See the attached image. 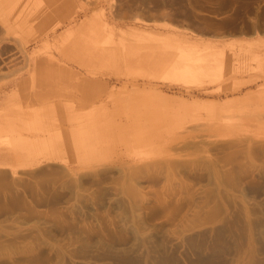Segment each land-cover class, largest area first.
Wrapping results in <instances>:
<instances>
[{
	"label": "rangeland",
	"instance_id": "1",
	"mask_svg": "<svg viewBox=\"0 0 264 264\" xmlns=\"http://www.w3.org/2000/svg\"><path fill=\"white\" fill-rule=\"evenodd\" d=\"M0 264H264V0H0Z\"/></svg>",
	"mask_w": 264,
	"mask_h": 264
},
{
	"label": "bare ground",
	"instance_id": "2",
	"mask_svg": "<svg viewBox=\"0 0 264 264\" xmlns=\"http://www.w3.org/2000/svg\"><path fill=\"white\" fill-rule=\"evenodd\" d=\"M187 52L184 51L179 58L178 65H176L178 68L176 69L174 73L173 83L177 85H183L186 84L185 82H188L191 78H194L196 75L194 68L191 65L192 59L195 57L197 53V47L192 46L190 48H186ZM190 52V53H188ZM185 53V55H184ZM181 59V60H180ZM199 73V72H198ZM201 74H205L204 72H201ZM231 75V74H230ZM233 76V75H232ZM227 77V76H226ZM230 77V76H229ZM223 79V78H222ZM220 80V79H219ZM227 81V80H226ZM150 82H153L152 80ZM215 82V80L211 79L207 81V85H211ZM91 131H96L94 128V125L91 127ZM3 158V157H2ZM1 158V159H2Z\"/></svg>",
	"mask_w": 264,
	"mask_h": 264
},
{
	"label": "crops",
	"instance_id": "3",
	"mask_svg": "<svg viewBox=\"0 0 264 264\" xmlns=\"http://www.w3.org/2000/svg\"><path fill=\"white\" fill-rule=\"evenodd\" d=\"M149 20V19H148ZM147 22H152V21H147ZM160 23H164V21H159ZM179 23V22H178ZM177 23V25H180L181 26V24H178ZM190 27V29H196V26H189ZM218 39H223V38H218Z\"/></svg>",
	"mask_w": 264,
	"mask_h": 264
}]
</instances>
